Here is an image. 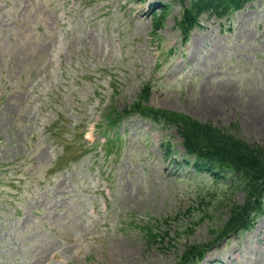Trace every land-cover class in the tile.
<instances>
[{
	"label": "rangeland",
	"instance_id": "obj_1",
	"mask_svg": "<svg viewBox=\"0 0 264 264\" xmlns=\"http://www.w3.org/2000/svg\"><path fill=\"white\" fill-rule=\"evenodd\" d=\"M181 10L0 0V264H172L243 202L186 162L175 127L131 115L107 150L89 144L143 87L151 106L264 143V0L202 16L186 41ZM158 226L172 239L153 241ZM199 264H264V215Z\"/></svg>",
	"mask_w": 264,
	"mask_h": 264
},
{
	"label": "trees",
	"instance_id": "obj_2",
	"mask_svg": "<svg viewBox=\"0 0 264 264\" xmlns=\"http://www.w3.org/2000/svg\"><path fill=\"white\" fill-rule=\"evenodd\" d=\"M178 1L182 10L177 24L182 34L188 37L195 27L201 25L202 16H231L253 0ZM169 6L166 3V7ZM159 21L162 23L161 19ZM140 95L138 101L119 110V113L138 112L163 126L175 127L197 169L208 171L217 183L228 180L224 185L234 187L232 191L240 189L244 192L243 202L231 203L225 222L212 229L213 236L208 242L187 245L185 254L172 263L197 264L204 258L205 252L219 241L254 227L258 218L264 215V143L241 137L232 129L211 121H201L183 112L151 106L146 103L149 91L144 87ZM116 110L111 109L109 115L117 114ZM170 236L168 230L163 231L159 226L149 231L153 241L159 239L162 242L165 237L172 239Z\"/></svg>",
	"mask_w": 264,
	"mask_h": 264
}]
</instances>
